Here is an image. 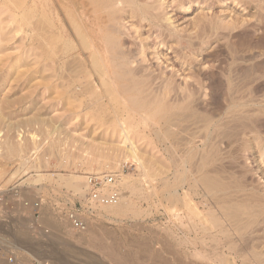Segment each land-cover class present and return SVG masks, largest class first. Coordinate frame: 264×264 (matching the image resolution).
Returning a JSON list of instances; mask_svg holds the SVG:
<instances>
[{"label": "rangeland", "instance_id": "374dc122", "mask_svg": "<svg viewBox=\"0 0 264 264\" xmlns=\"http://www.w3.org/2000/svg\"><path fill=\"white\" fill-rule=\"evenodd\" d=\"M32 1L0 0L1 258L10 249H16L18 260L24 264L34 257L54 264H264V114L259 121L220 126L221 134L201 146L198 139L202 133L184 123L164 139L155 109L143 110L147 115H142L143 121L139 118L142 111L133 113L124 107L107 108L105 114L103 110L93 112L97 105L92 104L89 94L76 88L73 74L60 72L66 79L57 76L56 65L45 56L46 47L40 44L46 40L47 27L40 32L44 37L36 39L33 27L39 13L29 12ZM206 2L209 7L193 3L185 5L186 10L168 7L163 14L167 13L166 17L171 18L176 31L183 36L181 39L179 32H175L181 43L175 44V37L168 39V43L183 47L186 62H190L186 72L204 82L205 89L195 94V109L223 123L226 115L222 88L228 74L242 80L244 95L264 99V0ZM180 9L182 12H178ZM44 12L46 16L47 10ZM167 53L164 51V55ZM115 110L119 114L123 111V116L133 113L137 118V123L130 124L137 131L133 142L146 161L145 173L132 160H124L123 153L109 155L108 149L121 144L118 134H113L118 126L111 120ZM102 114L109 122L102 117L96 119ZM53 129L57 131L53 133ZM7 145L14 146L16 151L7 154ZM86 145L99 150L86 151ZM35 146H39L33 156L37 169H21L20 163L29 160ZM211 148L213 153L217 149L214 155L209 152ZM210 156H214L213 163ZM213 169H220L217 178L230 194L226 191L205 195L201 179L213 177L209 173ZM101 174L115 176L120 201L129 204V209L118 217L101 209L88 233L73 231L57 213L55 197L64 193L69 200L81 201L87 176ZM36 175H47L53 180L31 183L33 179L29 178ZM58 175L77 177L83 182V192L77 193L71 185L57 182ZM120 175H129L133 187H121ZM167 181L171 191L179 196L188 195L191 210L201 212L202 219L180 202H166ZM35 204L38 210L34 209ZM204 226L209 233L203 234L207 231Z\"/></svg>", "mask_w": 264, "mask_h": 264}, {"label": "bare ground", "instance_id": "6f19581e", "mask_svg": "<svg viewBox=\"0 0 264 264\" xmlns=\"http://www.w3.org/2000/svg\"><path fill=\"white\" fill-rule=\"evenodd\" d=\"M193 3H196L199 6L203 5L204 7H209L206 4V0L201 2L200 0H190L188 1V3H184L182 0H33L32 9L29 12L34 11L37 12V14L39 13V16L37 15L38 20L37 18H35L37 22L34 23L35 25L33 24V30L36 31V36H38V38L36 39H39L43 36L41 35V31H43L45 25L47 27V31L45 34L47 35L46 40L42 41L44 44L41 43L40 45H45V56L48 60H51V63L53 62L56 65V68L54 69L55 73L57 74V76L61 75L60 72L62 74L66 73L67 75L73 74V78L76 79L74 80V82L78 83V86L76 88L82 94H89L93 99L92 104L97 105L93 112L97 109L103 110V114H105L104 110H106L107 108H110L111 110V108L114 109V107H124V109L127 108L133 113H136V111H142L139 115V118H141V120L143 121V116L146 115V113L144 114L143 110L146 109L145 111L149 112V110L155 109V114L159 115V122L162 126V130L159 129V131H162L164 139H168L170 135L173 134L171 131H173L175 127H178L181 123H184L189 125L187 126L188 128L190 126H192L193 128L196 127V132L202 133L200 139H198V142L201 146H205V143L212 142V140L216 139L219 134H221L219 132L220 126L222 128V126H226L227 123L229 125L233 124V126H236L241 124V122L243 121L253 119H255L256 121L261 120V117L264 114V99H260L252 95H244L241 91L242 80L235 78L234 75L228 74L226 78H224V85L222 88L226 123L224 121L223 123H220L219 120L213 117L202 115L197 111V109H195V107L197 106L195 102V94L197 91L205 89L204 82L201 79L197 78L194 74H188L186 72L187 66L190 62H186L188 60L185 59V53H182L183 47L181 48L180 45V47L177 48V46L175 45H179V43H181L179 42L180 39H177L179 36L177 35L178 37L176 38L175 34V32L179 31H176L177 27L173 25L174 23L171 22V18L166 17L167 13L165 15L163 14V12L168 7L172 9L185 8L182 10H186V6H191ZM44 10H47L48 14L46 16L43 15L45 14ZM182 10L180 9L178 10V12H182ZM176 16L177 15H175L174 17ZM24 18H26L25 15ZM175 21L176 20H174V22ZM174 37L175 39L173 41H175V44L170 45V43H168V39H172ZM182 38L183 36H181V39ZM166 50L168 51V53L164 55V51L166 52ZM43 71L45 72V70ZM64 76L66 75H63L62 79H66ZM39 79L41 80L40 77ZM75 94L77 95L78 93ZM88 103L86 104L88 107L92 106L90 104L88 105ZM108 111L106 115L109 118L110 116H108V114L110 112L108 113ZM117 111H112L113 115H111L112 113L110 115L111 120L116 122L118 125L117 128L113 130V134H118V136L121 138V144L117 148L108 149L109 155L116 156L117 153H123L125 155L124 160H132V162L135 163L138 169L142 170L145 173L147 169L146 161L142 159L141 152L133 142V138L135 137L137 131L132 128L131 124L133 121L135 122L137 118L133 115V113L130 114L127 112L125 113L126 116H123L121 115L123 111L120 114ZM103 114L100 117L96 116V119H101V117L102 119L106 118V115ZM152 115H150V117ZM150 117L149 120H151ZM105 120L103 121L105 122ZM185 126L186 125H183L182 128ZM159 128L161 127L159 126ZM56 131V129H53V133ZM189 143L191 144V142ZM189 143H187V145ZM189 146H187L186 152ZM209 146L207 145L206 147ZM198 147H196V149ZM6 149L7 154H11L16 151V148L10 145H7ZM33 149L34 150L32 154L29 156V160H23L20 163L21 169L27 171L31 169H37L33 165L35 161V157L33 156L39 150V146H35ZM91 149L96 150L98 148H93L90 145L85 148L86 151H90ZM212 149L213 148H211L209 152L211 151L212 153H210L214 155V153L217 152V149L216 151H214V153ZM209 152L207 153L208 155H210ZM185 155H188V153ZM213 157L209 159L212 161ZM196 159H198L197 156ZM216 160L217 158L215 159V161ZM207 163L209 162H206V164ZM184 165L186 164H183V166ZM224 168L229 169L227 168V166H225ZM185 172H187V170ZM210 172H212L213 177L203 176L201 179L203 184L202 188L205 192V195L213 196L217 193L224 194L227 191V188L225 185L220 183L217 178V176L221 173L220 169H213V171H209V173ZM33 177H30L29 179H33L31 183H33L34 181L36 182L34 184L40 183L42 180H53L52 177L48 178L47 175H36ZM119 177L121 178V181H119L121 187H123L124 189H130L133 187L129 175H120ZM55 179L57 180V182L60 181L65 185H71V187H73L74 191L77 193L83 192V182H81V180H79L77 177L64 178L58 175L57 177H55ZM25 181L28 182L29 180ZM164 187L166 202H170V205H172L171 202L177 201L180 202L183 207H188L191 210L188 202L189 200L187 199L188 195L186 193H184L183 196L177 195L175 191H171L168 181L165 182ZM228 194L230 193L228 192ZM199 204L203 205L201 203ZM128 209L129 204L121 203V201H119V203L115 206L102 208L103 211H105L106 213H111L115 217L120 216L122 213H126ZM217 210H219V208L215 209L216 213L219 212ZM197 211L198 210L195 208L194 211L191 210V213H194V215L202 219V217H200L201 212ZM215 211L213 209L210 212L212 213ZM241 211L245 210L243 209ZM241 211L239 212L243 214ZM209 225L210 224H208V226ZM210 226L209 228H212V226ZM203 228L207 229V227L205 226ZM208 229L207 231H203V234L208 232ZM88 230L89 226L83 233H88ZM197 230L199 229L197 228ZM201 240L203 241V239ZM184 242L187 243L188 240L187 242ZM207 242L209 243L211 242V240ZM206 244L207 243L205 242L204 245ZM186 246L189 245L187 244ZM20 247L21 246L19 244V248ZM204 247L206 246H203V248ZM204 250L206 251L207 249L204 248ZM193 254L195 255V253Z\"/></svg>", "mask_w": 264, "mask_h": 264}, {"label": "built area", "instance_id": "2783aa9c", "mask_svg": "<svg viewBox=\"0 0 264 264\" xmlns=\"http://www.w3.org/2000/svg\"><path fill=\"white\" fill-rule=\"evenodd\" d=\"M86 193L81 201L69 200L68 194L56 196L54 203L57 213L68 223L73 231L83 233L92 221L101 215L103 207H112L119 203L120 195L117 191L115 176L101 174L87 176ZM35 204V210H38ZM15 249L7 251L4 258L0 255V264H24L18 260ZM26 264H54L53 261L44 259H31Z\"/></svg>", "mask_w": 264, "mask_h": 264}]
</instances>
